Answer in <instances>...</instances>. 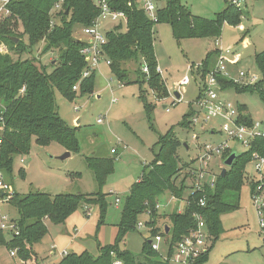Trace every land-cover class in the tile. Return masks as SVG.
<instances>
[{
    "label": "trees",
    "instance_id": "obj_1",
    "mask_svg": "<svg viewBox=\"0 0 264 264\" xmlns=\"http://www.w3.org/2000/svg\"><path fill=\"white\" fill-rule=\"evenodd\" d=\"M58 2L60 8L52 11ZM108 4L111 10L122 11L127 18L125 25L116 24L106 32L104 50L112 74L120 84L129 83L126 65L129 61L138 63L141 59L143 63L139 65L138 72L142 80L138 78L137 82L146 80L158 98L169 95V92L163 77L157 71L158 63L153 45L154 24L167 23L175 40L192 37L218 38L224 22L234 25L243 15L242 9L229 3L214 18L206 19L189 12L181 0H165L163 6L157 7V20L154 22L138 7L137 0H109ZM7 8L10 15L0 23V43L8 49L0 53V172L4 176V182L5 175L12 172L13 157L28 153L32 138L40 146L55 142L66 151L79 153L77 128L69 126L59 116L53 91L56 89L69 99L75 96L73 86H77L80 95L91 92L93 75L81 78L87 65L81 53L86 41L76 39L72 28L75 24L91 26L99 14L95 0H10ZM13 38H17V42ZM39 45V53H55L50 62V72L49 67L33 54V47ZM219 53L218 48L210 50L201 63V68L195 71L201 84L215 65ZM254 58L255 65L262 74L256 84L239 86L228 77H218L220 90L255 92L264 101V50L255 53ZM145 67L147 72L143 73L142 69ZM193 73L192 70L191 74ZM22 87L24 90L20 91ZM199 96L200 94L197 98ZM238 110L241 114L239 122L251 124L245 107L238 105ZM195 113L196 109L192 108L189 114L183 115L184 126L192 125L190 120ZM158 140L154 159L141 171L138 181L129 187V194L120 212L114 243L98 245L97 255L86 251L68 253L57 264H111L112 252L124 264H167L150 248V239L145 240L141 246L142 257L119 247L125 235L136 230L137 218L145 212L150 214V221L146 223L151 227L150 235L159 231L156 227L159 215L156 202L165 192L177 199L188 192L185 169L190 165L180 163L176 153L180 142L170 131ZM252 152L264 154V138L255 139L250 148L238 155L232 165L226 168L223 176L218 174L214 187L188 192V205L183 212L172 210L167 214L173 244L192 227L194 213L199 212L206 219L212 244L206 253L199 256L196 264H206L209 249L222 234L219 214L239 206L238 194L246 175L244 168ZM228 155V151L224 152L222 158L225 160ZM85 159L94 174L99 189L97 192L53 195L43 191L22 194L14 192L8 201L18 214V219L14 220L18 224V235L5 238L0 230V245L8 251L15 249L18 260L23 264H39L34 247L48 233L44 220L61 224L80 206L98 205L99 224L103 222L106 194L101 186L116 158L89 156ZM201 198L206 202L203 207L198 202ZM261 232L264 243V229Z\"/></svg>",
    "mask_w": 264,
    "mask_h": 264
},
{
    "label": "rangeland",
    "instance_id": "obj_2",
    "mask_svg": "<svg viewBox=\"0 0 264 264\" xmlns=\"http://www.w3.org/2000/svg\"><path fill=\"white\" fill-rule=\"evenodd\" d=\"M232 1L181 0V3L192 14L207 19L221 13ZM155 2L157 7H161L165 0ZM137 5L139 7L138 0ZM240 8L243 15L239 22L234 25L224 22L218 38L192 37L175 40L167 23L154 24L152 29L155 59L169 92L167 96L158 98L146 80L137 82L138 78L142 80L138 72L139 65L143 63L141 59L138 63H127L129 83L120 84L112 74L110 66L100 61L89 74L93 75L91 92L80 95L77 89L75 96L69 99L54 89L53 95L59 116L69 126L77 128L79 153L59 159L65 152L60 144L52 142L47 146H40L34 143L32 138L30 151L13 157L12 172L5 175V183L18 194L37 191L51 195L94 193L99 189L85 157L102 156L116 159L101 186V190L106 194L103 222L99 224L98 205L80 206L61 224L44 220L48 233L34 247L39 264L58 262V253L62 250L67 253L86 251L97 255L98 245L114 243L120 212L129 194V187L138 180L144 167L154 159V152L157 150L155 145L165 133L170 131L180 142L176 150L180 163L193 167L199 165L198 158L206 144L217 145L226 140L220 133L223 123L220 118H212L203 126H184L182 120L183 115L189 114L192 108L197 109L194 100L200 92L201 83L195 71L201 68V63L214 47L232 50L226 56L230 75L237 77L236 73L242 70L262 78L255 65L254 56L264 50V0H245ZM116 24L115 21L103 19L99 29L106 33ZM81 27L75 24L72 28L73 36L79 40L85 39L86 36ZM1 45L0 43V47ZM38 47L40 45L33 47V54L49 67L50 72V62L55 53L49 51L41 54L40 48L37 50ZM2 50L0 49L6 52L8 49L4 47ZM192 64L193 74L188 71V66ZM184 75L189 76L190 82L182 87L179 82ZM235 84L246 85L242 81ZM174 92H179L178 100L171 96ZM222 96L234 106H244L250 120L259 122V129L264 131V101L258 93H240L234 89H225ZM99 118L103 120L101 123H97ZM229 146L235 154L240 155L245 151L243 146L232 141H229ZM111 149H115L116 154H112ZM224 167L222 156L212 155L208 169L217 176ZM244 169L246 175L238 194L239 206L219 214L222 234L209 249L206 264H264L263 235L258 225V216L250 201L249 184L255 175L252 163L248 162ZM187 193L179 201L170 200L171 195L168 192L158 198L159 227L170 224L167 214L172 210L181 211L185 208ZM117 197L119 202L115 204ZM0 215H7L12 220L18 219L16 209L9 203H0ZM137 219L144 223L148 221L145 214L139 215ZM3 234L5 238L9 236L8 231H3ZM149 237L150 230L144 226L127 233L119 247L142 257L141 246ZM163 246V242H160V251ZM52 249L54 255L51 254ZM0 264H19V260L9 255L8 249L0 245Z\"/></svg>",
    "mask_w": 264,
    "mask_h": 264
},
{
    "label": "built area",
    "instance_id": "obj_3",
    "mask_svg": "<svg viewBox=\"0 0 264 264\" xmlns=\"http://www.w3.org/2000/svg\"><path fill=\"white\" fill-rule=\"evenodd\" d=\"M96 5L99 8V14L96 17V20L91 26L81 27V31L86 35L85 41L86 44L81 49V53L84 57L85 63H87L84 68L81 78L89 76L90 72L97 67L100 61L106 62L110 65V62L106 58V52L104 50V45L107 41L106 33L100 31L99 25L100 21L103 19H109L111 21L117 22V24H126V15L122 11H114L109 7V0H95ZM10 0H0V22L10 15V11L7 8ZM139 8L144 10L148 15L149 19L152 21L157 20V5L155 0H138ZM237 8H240L242 4L245 3V0H233L231 2ZM60 8V2L54 5L52 11H57ZM241 9V8H240ZM4 45L2 44L0 49L2 50ZM220 53L216 58L217 61L215 65L208 71L206 79L203 81L199 87L200 96L194 100V103L197 107L196 113L191 118V123L194 126L195 124L204 125L210 122L212 118H220L222 120V127L220 133L223 134L226 138L220 144L210 145L206 144L203 147V152L200 154L199 165L193 167L190 165L185 169L186 175L188 176L187 181V191L193 192L196 190H202L203 188H212L216 180V175L208 169L209 161L212 155H223L224 152H231L229 146V141L243 146L245 151H247L251 143L258 138H264V131L260 130L259 122H252L251 124H245L239 122L241 114L238 110V106H234L231 101L226 97L222 96L223 91L220 90L218 77H228L232 79L235 83L240 81L246 85H253L258 82L261 77L257 74H250L248 71L244 72L240 70L237 72V77L230 75L228 68V61L226 56L232 52L230 48H218ZM3 51V50H2ZM0 51V52H2ZM143 73L147 72V68L142 69ZM159 72V69L157 68ZM188 71L191 73V65L188 66ZM160 74V72H159ZM190 82L189 76L184 75L180 80L179 85L185 86ZM24 87L20 89L23 91ZM73 90H77V86H73ZM175 99L174 95H171ZM102 118L97 119V123H101ZM214 130H211L213 133ZM115 149H111V153L114 154ZM249 162L252 163L254 173L253 179L250 184V201L255 210L256 216H258V225L260 230L264 229V154L252 152ZM138 181V180H137ZM14 195L13 190L10 185L4 182V176L0 172V203L6 204ZM170 200L179 201L180 199L170 196ZM119 198H115L114 203L117 204ZM199 206H205L204 198L198 200ZM157 203V202H156ZM185 207L188 205L186 199L184 200ZM159 204H156V209H159ZM185 209V208H184ZM177 211L181 213L184 211ZM148 217L147 222H141L138 220L136 223V229H140L144 226H147L149 230L151 229L146 223L150 220L149 212L144 213ZM194 218L192 227L184 233L181 238L176 243L171 242V237L169 235L170 227L168 232L165 234V225L156 227L159 229L153 236L150 235L148 239L149 246L153 251H156L164 263L167 264H196L199 256L206 253L208 248L212 244V236L209 234L206 219L203 214L197 212L192 215ZM168 225V224H167ZM169 226V225H168ZM0 230L8 231L9 235L15 236L18 235V224L9 219L8 216L0 215ZM160 242H163V250L160 251ZM54 248V247H53ZM59 259L67 256L68 253L65 250L60 251ZM9 255L12 257H17L16 250L10 249ZM112 261L111 264H124L123 260L116 255L115 252L111 253ZM18 258V257H17ZM19 264H23L19 260ZM51 264H57L51 263Z\"/></svg>",
    "mask_w": 264,
    "mask_h": 264
},
{
    "label": "water",
    "instance_id": "obj_4",
    "mask_svg": "<svg viewBox=\"0 0 264 264\" xmlns=\"http://www.w3.org/2000/svg\"><path fill=\"white\" fill-rule=\"evenodd\" d=\"M65 13H67V10L65 11ZM14 42H17V38H13L12 39ZM174 97L176 100H178L180 98V94L179 92H174ZM70 155V151H65L62 155H60L58 158L59 159H66L68 158V156ZM239 154H235L234 152H230L229 155L227 156V158L224 160V165L225 167L221 169V176H223L225 173H226V168L228 166H231L233 161L236 159V157L238 156ZM169 230V226L166 224L165 225V234L168 232Z\"/></svg>",
    "mask_w": 264,
    "mask_h": 264
},
{
    "label": "crops",
    "instance_id": "obj_5",
    "mask_svg": "<svg viewBox=\"0 0 264 264\" xmlns=\"http://www.w3.org/2000/svg\"><path fill=\"white\" fill-rule=\"evenodd\" d=\"M214 48H215V47H214ZM214 48H213V49H214ZM213 49H211V50H213ZM228 55H229V54H228ZM64 151H66V150H64ZM70 154H72V153L70 152ZM85 211H86V210H85ZM51 247L53 248L54 246H51ZM51 247H50V248H51ZM34 251H35V250H34ZM53 251H54V250L52 249V250H51V254H52V255H54ZM49 253H50V252H49Z\"/></svg>",
    "mask_w": 264,
    "mask_h": 264
}]
</instances>
